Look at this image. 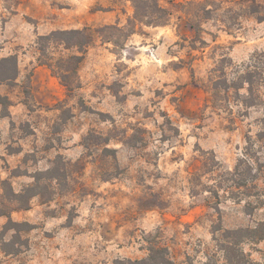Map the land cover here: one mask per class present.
I'll use <instances>...</instances> for the list:
<instances>
[{
  "label": "rangeland",
  "instance_id": "1",
  "mask_svg": "<svg viewBox=\"0 0 264 264\" xmlns=\"http://www.w3.org/2000/svg\"><path fill=\"white\" fill-rule=\"evenodd\" d=\"M10 57L0 264H264V0H0Z\"/></svg>",
  "mask_w": 264,
  "mask_h": 264
},
{
  "label": "trees",
  "instance_id": "2",
  "mask_svg": "<svg viewBox=\"0 0 264 264\" xmlns=\"http://www.w3.org/2000/svg\"><path fill=\"white\" fill-rule=\"evenodd\" d=\"M138 16V13H136ZM93 32H96L90 28H84L83 30H72V31H60L57 32L56 34H53V37L56 35H61V36H66V35H70V36H81V37H86V40H67L64 38H58L56 39L57 41H61V43L68 45V46H72L75 45L77 47H79L80 49H84L86 47H88L91 42H92V34ZM71 59H76L79 60V56H72L70 57ZM14 65V67H12V69H9ZM43 65L48 66L49 68H52L51 64H47V63H43ZM0 68L2 69L0 72V84L7 82V81H11L13 79L16 78L17 75V70H16V64L14 61L13 57L10 58H4L0 60ZM76 67H72V68H68L66 70L65 74H61L58 75L60 78H66L69 74L68 71H72L75 72ZM53 71V70H52ZM54 75H56V73L53 71L52 72ZM65 87H67V89L71 90V88L68 86V84L65 82L64 84ZM149 256L146 259H142L140 261H137L136 264H174L173 261L170 260V258H168V252L165 248L163 247H154L149 249Z\"/></svg>",
  "mask_w": 264,
  "mask_h": 264
}]
</instances>
